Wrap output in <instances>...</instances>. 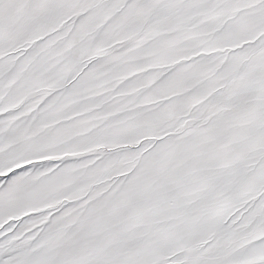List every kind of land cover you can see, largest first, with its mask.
<instances>
[{"label": "snow or ice", "instance_id": "6c2138e0", "mask_svg": "<svg viewBox=\"0 0 264 264\" xmlns=\"http://www.w3.org/2000/svg\"><path fill=\"white\" fill-rule=\"evenodd\" d=\"M0 264H264V0H0Z\"/></svg>", "mask_w": 264, "mask_h": 264}]
</instances>
